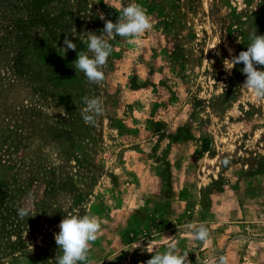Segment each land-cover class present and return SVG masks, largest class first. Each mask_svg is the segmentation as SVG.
Masks as SVG:
<instances>
[{
    "label": "rangeland",
    "instance_id": "374dc122",
    "mask_svg": "<svg viewBox=\"0 0 264 264\" xmlns=\"http://www.w3.org/2000/svg\"><path fill=\"white\" fill-rule=\"evenodd\" d=\"M68 1L59 28L36 29L47 51H31L32 81L0 60V183L15 212L0 219V264H56L54 236L71 215L102 220L92 264H146L165 237L191 264H264V101L243 86L242 63H224L260 1L134 0L154 27L109 41L99 84L74 61L92 55L88 32L133 0ZM66 36L75 51L64 52ZM84 97L104 105L95 124L82 119ZM188 223L209 228L206 244Z\"/></svg>",
    "mask_w": 264,
    "mask_h": 264
},
{
    "label": "clouds",
    "instance_id": "9594fccd",
    "mask_svg": "<svg viewBox=\"0 0 264 264\" xmlns=\"http://www.w3.org/2000/svg\"><path fill=\"white\" fill-rule=\"evenodd\" d=\"M119 13L118 21L115 23L105 20L103 14L100 15V19L105 20L101 34L88 32L87 35L88 52L92 55L80 51L74 61L75 69L82 72L90 83L99 84L104 81L105 73L102 69L106 66L112 52L109 41L114 36L136 39L150 32L154 27L152 17L147 10L134 0L122 7ZM250 40L247 50L241 51L231 60H225L224 63L229 72L235 65L243 64L242 73L246 75L243 86L250 90L255 100L259 102L264 101V70L258 67L264 66V35H257L254 31ZM63 43L66 46L63 48L65 53L68 50H76V44L67 36ZM84 104L86 107L83 109L82 119L85 124H95L96 119L104 113V105L99 98L88 97H84ZM30 211L28 207H20L18 216L21 219L29 218ZM101 226L102 220L97 216L71 215L62 219L59 224L60 231L54 236L58 248L62 250V255L55 258L56 264H92L88 259L89 252L92 243L99 237ZM185 228L194 240L205 244L208 242L210 232L204 223H188ZM165 239L169 241L166 244V250L164 252L155 250V254L146 261V264H191L188 260V252L179 251L175 237H165ZM220 264H227V260L221 257Z\"/></svg>",
    "mask_w": 264,
    "mask_h": 264
},
{
    "label": "trees",
    "instance_id": "16d2710c",
    "mask_svg": "<svg viewBox=\"0 0 264 264\" xmlns=\"http://www.w3.org/2000/svg\"><path fill=\"white\" fill-rule=\"evenodd\" d=\"M255 1L249 0L253 5ZM259 1V11L249 12V30L244 35L241 51L251 43L250 36L254 31L257 35H264V0ZM53 3L65 5L60 14L51 12ZM70 7L68 0H0V60L7 62L8 68L16 75L32 81L34 68L28 61L30 53L38 51L45 60L47 51L46 46L35 40L36 29L41 27L54 32L60 27L62 17L70 14ZM5 189L6 186L0 183V219L9 220L15 212L9 208L13 198Z\"/></svg>",
    "mask_w": 264,
    "mask_h": 264
}]
</instances>
